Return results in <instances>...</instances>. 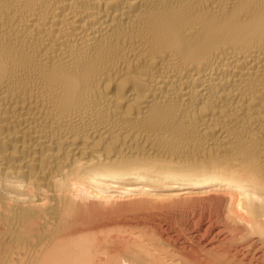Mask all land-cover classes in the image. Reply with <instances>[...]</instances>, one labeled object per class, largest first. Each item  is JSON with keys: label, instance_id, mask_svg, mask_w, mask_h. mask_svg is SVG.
<instances>
[{"label": "bare ground", "instance_id": "obj_1", "mask_svg": "<svg viewBox=\"0 0 264 264\" xmlns=\"http://www.w3.org/2000/svg\"><path fill=\"white\" fill-rule=\"evenodd\" d=\"M0 264H264V0H0Z\"/></svg>", "mask_w": 264, "mask_h": 264}]
</instances>
